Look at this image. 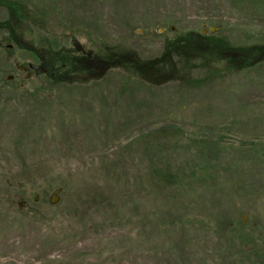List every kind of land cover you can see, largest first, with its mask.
Returning <instances> with one entry per match:
<instances>
[{
	"label": "rangeland",
	"instance_id": "1",
	"mask_svg": "<svg viewBox=\"0 0 264 264\" xmlns=\"http://www.w3.org/2000/svg\"><path fill=\"white\" fill-rule=\"evenodd\" d=\"M13 1L31 22L0 7V264H264V60L219 48L264 49V0ZM202 32L208 63L176 56L162 84L53 82L9 40L144 63Z\"/></svg>",
	"mask_w": 264,
	"mask_h": 264
},
{
	"label": "trees",
	"instance_id": "2",
	"mask_svg": "<svg viewBox=\"0 0 264 264\" xmlns=\"http://www.w3.org/2000/svg\"><path fill=\"white\" fill-rule=\"evenodd\" d=\"M18 4L19 3L13 0H0V7H5L7 11H9V18H11L12 15L17 18V20H24L25 18V21L29 24L31 19L28 17L26 18V16L23 17L22 9ZM9 20L10 19L4 22L0 21V28L8 30ZM15 26L16 23L14 24V28H16ZM10 27L12 28V25ZM31 31L32 30H29V32ZM9 40L14 46L19 47V49H26L34 52L41 61L42 67L48 70V72H45L46 70L40 68L39 71L45 74L47 73L46 75H48L53 82H75L73 80L78 78L77 76H81L82 73L90 74L88 77L93 76L92 78H99L104 72L116 67H121L145 80L160 84L164 81L176 78L177 74H180L179 72H181V69L179 70L178 67L180 64L174 61L176 56L186 57L187 59H201L205 63H208L207 60L209 61V59H207V56L211 55L212 50L218 49V42H220L213 37V42L211 43L203 32L189 33L185 35V37H179L166 43L168 52L162 57L141 63L138 60L136 61L135 58H132L130 53L116 52L102 43L100 44L102 48L96 47L92 50H87L86 48L83 49L80 47L76 40L73 41L71 39V47H61L56 50L51 43L45 39L41 41L37 40V43L45 48L38 50L37 47V49H35V44L30 43L28 46L21 44L15 35H12ZM202 42L205 43V45L206 42H208L211 46L207 47L205 50ZM219 48L224 50L227 57L229 55L232 57H239L240 55L245 56L247 59H250V64H257L261 60H264V49H260L261 52L258 55L259 57H257V51H260L259 48H252L249 50H237L229 47ZM207 53H210V55H207ZM254 58L256 59L254 60ZM187 66L186 64L185 67ZM166 73L170 74L166 76ZM17 197L18 196L8 198L10 204H15Z\"/></svg>",
	"mask_w": 264,
	"mask_h": 264
},
{
	"label": "flooded vegetation",
	"instance_id": "3",
	"mask_svg": "<svg viewBox=\"0 0 264 264\" xmlns=\"http://www.w3.org/2000/svg\"><path fill=\"white\" fill-rule=\"evenodd\" d=\"M9 48H12L11 46H9ZM44 66V65H43ZM40 68H43L42 67V64H41V66H39V67H33V66H30V69L31 70H34V71H36V72H38V70L40 69ZM30 70V71H31ZM43 70H46L45 68H43ZM45 72H48V70H46ZM47 74V73H46Z\"/></svg>",
	"mask_w": 264,
	"mask_h": 264
},
{
	"label": "water",
	"instance_id": "4",
	"mask_svg": "<svg viewBox=\"0 0 264 264\" xmlns=\"http://www.w3.org/2000/svg\"><path fill=\"white\" fill-rule=\"evenodd\" d=\"M211 30H212V32H213V29H211ZM59 191H60V190H57L56 193H58ZM56 202H57V199H55V197H53L52 200H51V203H52V204H55Z\"/></svg>",
	"mask_w": 264,
	"mask_h": 264
}]
</instances>
